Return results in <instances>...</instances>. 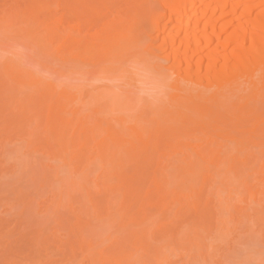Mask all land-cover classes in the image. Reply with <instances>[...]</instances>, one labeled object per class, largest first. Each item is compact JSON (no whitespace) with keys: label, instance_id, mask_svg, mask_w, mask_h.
I'll return each mask as SVG.
<instances>
[{"label":"rangeland","instance_id":"374dc122","mask_svg":"<svg viewBox=\"0 0 264 264\" xmlns=\"http://www.w3.org/2000/svg\"><path fill=\"white\" fill-rule=\"evenodd\" d=\"M54 1L55 0H0V34H2L5 31L6 33L5 32L4 33L5 35H7L5 36L4 33L0 35L3 37V39L0 38V41H3V43L0 42V46H2L0 50V264H264V197H262V199L259 201V204H257L258 202L255 200V204H252L251 208L248 209L249 202H246V201L244 202L245 200L244 198L247 197V194L245 193L241 194L239 192L240 194H239V197L237 198L236 196L238 195L235 196L234 194L237 193L238 191H235L234 194L232 193L233 191L231 192V190L235 188V185H237L236 189H239L240 187L238 186V184L239 182H241L238 177L234 176L235 172H232L233 169L231 170V172L234 174L232 173L229 174L230 169L228 170L229 172H227V169H226L227 173L224 170L222 171V169L221 170L219 169L221 171V174L219 170H218L219 172L217 170H214V172L217 171L218 174H220L219 177H217L215 181L214 180L212 181L211 179H208L206 181L204 178H203L204 180H202V176L199 173L198 174L201 177L197 174V176L194 175L195 179L192 177L191 180L190 179L185 180L186 178L184 179L181 173H183V171H186L190 164L188 163L189 165H187L186 161L188 160L186 159L185 161L183 159V155H180V156L175 155L177 156V158H174V159L169 157V160L167 159V157L166 159L164 158L165 161L166 160L169 161L168 162L169 166H167L168 165L167 164L166 165L167 167H165L166 169L164 167H161L158 170L157 165L154 164L153 162L154 158H156L155 156L157 155L156 153L154 154L152 150L150 151L152 152V154H154L153 155L154 158L152 157L150 159L151 160L150 163H148L149 161L147 157L148 151H145V149H143L138 153L139 157L138 156L136 157L138 158V161L140 162L139 163L138 161H136L138 162L137 165L135 164L136 162L134 163L135 164L134 165L131 161H130L131 162L130 165H128L129 161L126 158L128 159L131 158L127 156V155H131V152L130 154L129 153L126 154L125 152H123V154L127 156L126 158L124 156L125 160L128 161V162L126 161V163L128 164L124 165L125 168L122 166V164H125V161H123V163H121L120 165L125 169L124 174L125 172H128V170L126 169H129V171H132L134 169L133 167L135 166L134 172L136 174L134 173V175H136L137 177V178L132 177L133 171H132V174L130 172L129 176L132 177L131 180L134 183L132 184L130 180V182L129 181L126 182L125 183L126 185H125L124 183L120 181V183H122L124 187H126L124 188L123 185L122 186L119 185V182L118 184H116L117 183L116 181H118V179H115L116 176H114L115 175L114 171L116 170H113V172L110 173L109 171H111L112 168L109 166L110 167V170H108L109 175H108V172L106 171L107 169L105 170L104 168L103 170L104 162L101 160V158L98 159V154H96L98 151L95 148H98L97 144L99 143L97 142L98 140H96L95 138L92 137L89 139L90 141L94 139L93 141L96 142L97 144L93 143L91 147L88 145H85L87 147H90L91 149L93 148V150L95 149V152H94L95 154L93 153L94 155H92L93 157H91L92 150L90 148H89L90 150L87 148L88 150L84 151L86 150L85 148L84 150L82 149V151L87 152L89 154V157L86 156L88 155L86 153H85L86 154L85 156L88 157V160L89 158L90 160L92 159L91 162L98 160V161H95V163L99 162L98 164H100L99 166H101L102 168L98 167L97 163L96 164L94 162L92 163L93 166L96 167V168L93 167L94 170L96 169L95 170L96 173L94 172V174H92L93 172V170H91L92 167L91 168L89 167L90 165L92 166L91 162L89 166L84 167V168L82 167L84 164V161H82L83 157L80 159V161L77 160V162L75 161L74 158H73V161H71V159L67 161L69 157H67V160L65 159L66 156L65 158L63 157L64 155H68L69 153H71L70 156L73 155L74 153L72 152L74 150H75L74 151L75 153L76 152L78 153L80 151V150L76 151L75 147H72V145L75 144L74 140L78 138L77 137L78 133L76 131L81 133V130L79 131L78 129L83 128L82 124L84 125L83 123L84 119H85L84 120L85 125H87L95 117L92 123L93 122L97 123L98 121L99 123H101L100 125L102 127L100 126L101 130L98 129L99 131L95 129L92 130V128H95V126L93 125L94 123L93 124L90 123L92 125L89 124L86 126L87 128L85 127L84 129H82V131L84 132L83 134H85L86 136L87 134H91V133L92 135L93 133L94 135H96V133L97 134L99 133L98 135L99 136L102 135V137L101 136L99 137L97 135L98 139L100 138L99 141H103L102 138H105L104 136L105 133L102 134L103 130L105 129L103 127L104 126L107 127L106 124L108 125V129L115 131L118 128L120 129V127H122L121 122H120L121 126L118 125L119 121L117 122V119L118 120L120 119V121L121 120L123 121V118L125 119V117H127L128 118L127 121L130 119L129 122L133 123L136 120V118H138L139 116H137L138 111L136 112V114L133 113V116L131 114L128 115V113H132V112H128L127 116L125 112L124 113L121 112L122 113L121 115L119 113L120 111L118 113L115 112L117 114H113L114 112H112L113 116L112 114L110 115V112L107 108L108 106H110L111 104L110 102L112 98L111 100L109 99L111 95L107 96L109 98L106 97V100L104 97L107 95V92L105 91L106 88L108 89L109 87H111L112 86L111 84L113 82L110 83L107 81L105 82L100 81V80L98 81L97 77L93 79L94 73H88L87 75L82 76L84 78L86 77L85 79L84 78L82 79L81 77V79L83 80V81L81 80L82 82L80 81L78 82L79 84L82 83L83 86L82 85H78V86L84 87V88H81L83 93L88 90L86 93H84V96L82 97H85V94H86V97L88 95L89 98H91V96L95 94L92 97L93 101L91 99H88V100L86 99L89 102L84 103L86 106L82 104L84 108L80 107L79 112L78 111L73 112L74 118H71L69 122L68 119L72 115L68 117L66 115L67 114L69 115L70 113H72L73 110L75 111V109L77 108L76 106H73V104L71 103L72 101L70 99H66V94L70 95V93L72 92V87L70 88L71 90H69V87L73 85L72 83L74 81L72 82L70 78L71 76H68V75L65 76L62 74L64 72L62 70H64L63 64L65 62L70 67V64H68L70 62L67 63V61H69L70 58L66 57V55L68 54V52L66 51L69 49V44H67L69 42L68 41L69 39L66 40V37H65V40H63L65 43L63 41L61 43L60 42L58 43L57 39L53 37L51 38L50 34L48 35L46 33L48 31L45 32V30L44 31L41 30L43 29L41 28L42 24L40 25L41 27L38 26L39 23L36 21V19L33 22V19L30 16L27 17L26 15L27 14L26 9L30 7V5H32L34 2H38L44 5H53ZM51 8H53V10L52 9L50 10V14L56 11L61 14L62 10L61 11L57 10L60 8L58 7L55 8L54 6H52ZM9 11H11V13ZM13 12L15 14L16 13L18 14L15 15ZM57 12H56V16H58L57 18H59V14ZM20 14L21 16H19ZM53 14L52 16L55 15ZM18 16L19 18H17ZM25 16L29 20L26 19ZM3 17H7V18L4 19ZM52 18L53 17H50V20H51L50 23H52L53 21ZM13 19L16 22L15 21L13 22ZM24 19L26 23L24 22ZM56 20L54 19L55 22ZM54 21H53V25L55 24ZM12 23L14 24L12 25ZM22 24L23 25L27 24L28 26L27 35L28 34L30 35L29 41H28V38H25L26 36L24 35L26 34L24 32L27 31L26 30L27 26L20 27V26H23ZM31 26L33 27V29ZM37 26L39 27V30ZM13 27H14V31H13ZM30 27L32 29V32L35 30L37 31L31 33ZM23 28L26 31H23L24 30ZM18 30H22V31H18ZM59 30L61 29L59 28ZM62 31H65V29L62 28ZM40 32L43 34H41ZM67 32H69L68 29H67ZM67 32H65L64 34L67 35L66 34ZM16 34H18L19 36ZM35 35H37L36 36L37 40L35 38ZM46 35L51 40L46 38ZM8 36L10 38H8ZM41 36L43 37L41 38ZM14 37L15 38L17 37L19 40L17 38L15 39ZM30 39L32 40V43L34 42L33 44H36V47L35 45L30 44V41H31ZM16 40L18 43L16 42ZM49 40L50 42L53 40L51 44ZM27 42L30 44V46ZM7 44H9V47ZM40 44L43 45V47H41ZM56 44H58L59 46L63 44L61 45V49H62V46H63V49L61 50L58 47V45L55 47L54 45ZM65 44L68 45V48L66 46V49L64 48ZM51 45L54 47H52ZM6 46H7V49L5 50ZM32 46L35 47V50ZM46 46H47V49H46ZM30 47H32L33 49L32 48L30 49ZM10 48H11V51L13 52L10 51ZM55 49L57 50L59 49L57 53H56L57 50ZM36 51L38 52L43 51V54L41 52H39L38 54V52ZM14 53L16 54L15 56H13ZM45 53H47L46 55H48L49 53L51 55L49 54L50 56L48 55V57H45ZM54 54H57V55H54ZM30 55H32V57ZM58 55L60 56L58 57ZM62 56H64L66 59ZM30 57L32 59L34 58V60L32 61ZM52 57H54L55 59ZM36 58H37V61L39 60V62L45 61L43 62L45 66L43 64H42L43 66L39 65L42 62L40 63L34 62ZM9 61H11V63ZM48 62L51 64V66L50 64L48 66H50L51 68H53V66L54 67L56 66V68L59 67L62 69V70L60 69L62 72L56 68L53 69L54 71H51L52 69L49 67L51 69L50 70L51 72H50L46 65L48 64ZM60 63L61 64L63 63L62 64L63 66H61ZM66 64H65V68L67 66ZM8 66L10 68H7ZM69 67L67 69H69ZM5 68L6 70L9 69L8 71L14 68V70L13 69L11 70V72L14 71V73L6 71ZM45 68H47L48 71L45 70ZM15 69H17V71ZM18 70L19 72L21 71V73L26 72V71H31L30 72L31 74L27 72L28 74L27 76H30L32 80L36 79L37 82L36 80L35 81L33 80V83L35 84L37 83L36 84L37 86L40 83L41 84L39 86L41 87L43 85L42 83L45 84L46 82V84H48L52 82L51 83L52 86L51 84H48V85L53 87L54 90L50 91L51 88H48L46 84L44 86H46L47 88L44 87L45 88L44 89L43 87H41V89L43 88V90H46V92H48L47 94L51 92L50 94L51 96L49 95V97H47L48 95L46 94L47 96L43 97V95L45 94H43L42 92H39V90L41 89L39 90L38 88L36 89L34 84L32 86L34 87L33 89H36V91L35 90L32 91L33 89H30L32 88L31 85H30L31 87L27 86V88L26 87L24 88V86L30 83L29 82L30 77L27 78L26 73L23 75H19L21 73H18ZM56 70H58L59 74H62L64 77L62 75L61 76L55 75L57 74V72L54 73ZM41 71H42V74H41ZM66 72H68L67 74H70L69 73L70 71H66ZM13 74H16L15 76L16 78L14 77ZM37 74L38 76H36ZM32 75H34L36 78L33 77ZM40 75H42L43 77H41ZM44 75L46 77L49 75V77H47V79L46 78L44 79L45 77ZM9 76H11L13 81L11 78H9ZM22 76H24V78L26 77V81H25L27 83L26 85H25V82L24 84L21 81L19 82L20 79H18V77L21 78ZM53 76L54 77L56 76V77L54 78ZM50 77L54 78L56 82L54 80H51V81L48 80L50 79ZM62 77L64 78L66 82H64ZM14 79L17 80L16 83L19 82L21 86L18 84H14L15 83ZM23 79L22 81H24ZM27 80L29 83L27 82ZM38 81L40 83H38ZM53 81L55 82V84ZM58 81H60L61 84L59 82L58 83L59 85H58L57 84ZM62 82L63 84L64 83L67 84L69 82L68 90L70 93L66 92L67 91L66 87L64 88V86H61L63 85ZM106 83L107 84L110 83L111 86L110 85L108 86ZM92 84H94V86H92L91 88ZM114 84H118V83L114 82L113 86ZM120 84L122 85V83ZM56 87L58 89H56ZM119 87H121L122 90H123V87L124 89L126 88L127 90L128 86L125 87L124 84L123 86H120L118 84V88ZM21 88H23V90ZM61 88L62 90H60ZM94 89L98 90V93L97 92L95 93L96 90ZM117 89L115 88L114 91ZM37 90L39 92L38 93L39 95L37 94ZM30 91L36 94H33L32 92L30 93ZM59 91L60 92L63 91V92H61V94L59 95ZM64 91L66 93H64ZM119 92L120 91L118 90L117 93ZM62 94H64L65 96L64 101L62 98ZM100 94H102L104 98V99L103 98L101 99L102 103L100 102V98H99L101 96ZM31 95H32V98L30 97ZM40 95L43 99L39 98ZM33 96L35 99L37 97V99L34 101L32 100ZM60 97L62 98V101L59 100ZM67 97L70 98V96H67ZM29 98H31L32 101ZM38 98L40 100L41 106L39 105ZM55 99L63 102L62 107H63V104H65L67 108L65 109V111L67 110L68 111L67 112L63 111L64 108L62 107H61L62 108L61 110L63 112L60 110H57L59 105L57 107L55 106L56 110L51 109L50 102H52L51 106L53 105V107H54V104L58 103V101L57 103H55L56 102ZM43 100L47 104H45ZM52 100H55V102H53ZM68 100H70L71 102ZM86 100L84 99L83 102H85ZM167 100H165L166 102L163 103L164 106L169 105V101ZM104 101L106 102L108 101L110 104L108 103L106 106L107 108L104 107L103 109L101 107L106 105V102L104 103ZM61 102H59L58 104H60ZM97 102L98 104L100 103V105L104 104L103 106L102 105L100 106V109H103V110L97 111L99 110L97 109L99 106ZM69 103L70 105L74 107L73 109L69 108L71 107ZM42 105H44L45 107ZM46 108H48L47 111H45ZM49 108L53 111L49 110ZM86 109H87L86 113H88L89 115L92 113L93 115H90V117L87 116L88 114L85 115L84 113ZM49 111L52 113L51 117L53 118L49 117L48 115ZM57 111H60L59 114L61 115L62 118L64 117L63 118L64 120H60V116H58L59 117L58 121L62 122V123L58 122V124H56L58 117L55 116L58 114ZM61 112L62 113L65 112L63 116ZM77 112L79 116L76 115ZM46 113L48 116H46ZM81 113L84 115H82ZM35 115H38V117ZM75 115L78 117V119H80L79 117H81V120L78 121L77 127L75 125L77 122L74 124V122L77 121L76 120L77 117ZM115 115H118V116L116 117ZM119 116L120 117L122 116V117L120 118ZM103 117L106 119H103ZM87 119H89L88 120L90 121L89 123L86 121ZM52 120H53V123H52ZM65 120H67L68 123L64 122ZM108 120L109 122L111 121V123L107 122ZM80 121L82 122V124L81 123L79 124ZM240 121H243V120H240ZM48 122L51 123L52 127L49 126L50 124H48V126L46 125ZM66 123L69 126H66L65 125ZM115 123L116 124L118 123L117 126ZM131 123L130 125H132ZM73 124L75 125L76 128L73 127L74 126ZM97 124H96V129L98 128ZM61 125L62 126L64 125L65 129L64 127H60ZM88 126L92 127L91 130L90 129L88 130ZM54 127H57L58 129H55ZM71 127H73L72 133L70 132ZM128 127L129 126H125L124 127L125 129L123 131L126 132L127 131L126 129H128ZM48 128L49 130L52 129L51 132L47 130ZM74 128L76 131H74ZM182 129H183L182 133H184L182 134V136L183 135L185 136L183 138L188 139L189 136H188L187 127L183 126ZM209 129L211 128L209 127ZM54 130H58L60 132V135L57 134L58 131H54ZM62 130L64 132H61ZM85 130H87V133H85ZM45 131H47V133ZM73 131L76 132L74 133V135H76L77 138H74L75 136L74 137L72 136ZM48 133L50 134V136L47 135ZM55 133L57 135H55ZM198 133L200 132L198 131ZM70 134L72 138L71 136H69ZM117 134H118L117 136H120L119 138H121V136L125 137V135H123L124 132L121 133L119 131V133ZM194 136H195L194 140L195 139L198 140L197 138L198 135H194ZM199 136L202 138L201 134ZM57 137L60 140L59 142H58ZM68 137L69 139H66ZM70 138L72 139L71 143H70ZM51 139L52 141H54L52 142L53 143L52 145H55L53 146V152L50 151V149H52L51 148L52 145L50 144ZM190 139H193V138H190ZM66 140L68 143H70L69 144L70 146L69 145L66 146L67 145ZM194 140H190V141L194 142ZM183 141L185 140L183 139ZM48 142H50L49 144L51 146L48 144ZM200 142L202 143L203 141L199 140L198 143ZM95 144L96 146H94ZM48 145L50 146V148ZM80 146H79V149H81ZM64 147H68L69 150L67 148L65 149ZM54 148L58 151V154L57 152H55ZM71 148H73L74 150H70ZM153 148H155L154 149V152H155L157 146H154ZM60 150H63L64 152L65 150L66 152L68 150V154L64 153V155L61 156L62 159L59 158L60 157L59 153L62 155L61 153L62 151ZM111 150L113 149H110V151ZM117 150L119 151V153H117V158H118V155H120V153L122 155L121 150L123 149L117 148ZM117 150L115 149L113 150V152L115 151L116 153ZM146 150H148V148H146ZM252 151L254 152V150ZM51 152L52 153L55 152L57 154L56 156L57 158L53 157L55 153L52 154ZM79 154H81V152ZM167 154L170 155L169 153ZM170 156L175 157L173 155H170ZM121 158H123V156L120 157V159ZM170 158L172 161L170 160ZM54 159L56 160L60 159V162L62 160H65V163L64 161H62L61 162L62 164H61L59 161H57L59 162L58 164L57 162H55ZM30 160L32 161L33 165L29 163L31 162ZM164 160L162 157L163 163H165ZM252 161L254 162V160ZM252 161L251 163H253ZM37 162H40V163L36 164ZM78 162L80 165L78 164ZM80 162H83V163H80ZM68 163H69V166H68ZM119 163H117V165ZM184 164H186L188 167L185 165L187 168L182 170L181 168L185 167L183 166ZM254 164L255 162L252 165ZM59 165H61L60 166L61 169L63 168L67 171L60 172ZM117 165L115 168H117ZM251 166L249 168H251ZM64 167H68V168L73 167V168L68 169ZM162 168H164L165 171L162 170ZM100 169L102 170L100 171ZM178 170H181V171H178ZM235 170L238 172L240 171V169L237 170V167L235 168ZM158 171L159 172L162 171V173L164 171V176L168 177L167 179L168 181H165V183H162L163 185L162 187L165 188L164 190H167V194L169 196L171 194V196L167 200H163V199L160 200L157 197V195L158 196L160 195L159 193L161 192H159V190H161L162 187H158V191H156L157 188L155 189L151 187L152 186L151 184H153V181H151L152 175H154L153 173L155 172L158 173ZM167 171L169 173L171 171L173 172L169 174ZM255 173L256 172L254 171V174ZM88 174L89 175L92 174L90 175V178L92 177L93 180L91 179L88 180L89 179ZM178 174L180 176H178ZM212 174H215V173H212ZM110 175H113L116 181L113 180L112 182L110 179L106 178V177L111 178L112 176L110 177ZM104 176L106 179L111 181L109 182L111 186L107 185L108 181L105 180ZM126 176H128V174ZM102 177L106 181V186H108L107 188L109 190L104 189L105 185H103V183H105V181L102 179ZM249 181L250 180H248V182ZM255 181L253 180L252 186H254L253 183H257ZM242 183H244V181L241 182V184ZM245 183H247V181ZM127 184H131L130 187H128L129 185ZM101 185H103V188L101 187ZM118 185L120 186L119 189H121L119 191L117 190L118 189L117 187H119ZM258 186L260 187V185ZM96 187L99 189H97ZM122 190L123 192H121ZM222 191H224L226 194H223ZM165 192L166 191H164V193ZM162 193H163V190H162ZM227 194L229 196L226 197ZM184 195H188L189 198L186 199ZM220 195L223 197L222 198L219 197ZM232 196H235L234 198H237L238 201H236L237 199L234 200ZM230 197H232L233 200L230 199ZM240 197L244 203H248V207H246L245 205L241 203L242 201L239 200ZM77 198H81V199L78 200ZM72 199L74 200V202L72 201ZM221 199L223 200L226 199L229 202L228 203L225 200L228 206H225V207H223L222 205L220 206ZM225 201H222V203H224ZM147 205H152V207L150 206L151 209ZM163 205H165V208L167 207L168 209L164 210L161 208L162 209L161 211L159 209V206H163ZM229 206L230 208H228ZM244 206L247 209L246 210L244 208L245 209L244 211H247L248 213L242 212L243 214L242 213L239 214L240 209L243 208ZM254 208L256 211L254 210Z\"/></svg>","mask_w":264,"mask_h":264},{"label":"bare ground","instance_id":"6f19581e","mask_svg":"<svg viewBox=\"0 0 264 264\" xmlns=\"http://www.w3.org/2000/svg\"><path fill=\"white\" fill-rule=\"evenodd\" d=\"M52 6H54L55 8H57V7L60 8L57 10H60V11L62 10L61 14L55 10L59 14V18H57L58 16H56V12H53L55 15L53 13L50 14V10L51 9L53 10V8H51ZM26 10H27V14H26L27 17L30 16L33 19V22L36 19V21L39 23V24L37 23L38 26H40L42 24V27L41 26L40 27L43 29H41V30H43V31L45 30V32L48 31L46 33L48 35L50 34L51 38L53 37V38L57 39L58 43L59 42L61 43L63 40H65V37H66V40L69 39L68 40L69 42L67 43V44H69V49H68L69 51L67 50L66 52H68V54H70V55H68V54H67L68 56L66 54L65 55H66V57L70 58V60L67 61V63L70 62V63H68V64H70V67L66 64V62L64 64L62 63L64 65V70H62L59 67L56 68V66L55 67L53 66V68H51L50 67L51 64L49 62H48V64L45 63L47 65L49 71L51 69H52L51 71H54L53 69H55V68L58 69L59 71L62 70L65 72V73L64 72L62 73L63 75L71 76L70 78H71L72 82L74 81L72 83L73 85L70 87L68 85L69 82L67 84H65V83L63 84V82H62L63 85H61V86H64V88L66 87L67 93L69 92V90H71L70 88L72 87V92L71 93L69 92L70 95L66 94V99H70L72 102L70 100H68V101H70L73 104V106H76L77 107L76 109H78V110L75 109V111L74 110L72 111V109L74 107L72 105H70V103H69V105L71 106L69 108H72L71 109L72 113H70L71 112L70 111L69 115L65 114L67 117L71 116V115L73 116V112H76V111L79 112L80 107L82 108L83 105H85L84 103L89 102V101H87L88 99H91L93 101L92 97L95 94H93L91 96V98H89L88 95L86 97V94H85V97H82V96H84V93H86L88 90L83 93L81 88H84V87H82L83 86L82 83L81 84L78 83L79 81L82 82L83 81L82 79L84 78L82 76H85L88 73H94L93 74L94 76L92 75L94 78L93 77L92 78L95 79L97 77L98 81L99 80L104 81V82L107 81L110 83L115 82V83H118L120 86H123V84L125 87L128 86L127 90H126V88L124 89V87L122 90L121 87H119L121 89L118 88V84H114V86H113V83H112L111 84L112 86H111L110 83L109 84L106 83L108 86L109 85L111 86L109 88L112 90H110L109 88H108L109 89L108 90L106 88L105 91L107 92V95L104 98L106 100V97L111 95L110 98L109 97H107V98H109L110 100L112 98V100L110 102L111 104L108 101L107 102L104 101V103L106 102V105L101 104L102 106L104 105L101 108L104 109V107H106L107 104L109 103L110 106H108V108L107 107L106 108L109 110L110 115L112 114V112H114L113 114H117L120 111L119 113L121 115H122V113L125 112L126 116H127L128 112H132V113H128V115L131 114L133 116V113L136 114V112L138 111L137 116H139V117L136 118V120L133 123L129 122L130 119L127 121V119H128L127 117H125V119L123 118V121L122 120L120 121V119L119 120L117 119V122L119 121V124L118 123L117 124L120 126L122 124V127H120V129L119 128L118 129L121 133L124 132L123 135H125V137L121 136V138H119L120 136H117L118 135L117 133H119L118 129L115 131H112V130L108 129V125L106 124L107 127H105V126L103 127L106 130L104 129L105 130L104 131L102 128V130H103L102 134L105 133V135H104L105 138H102L103 141H99V139H100V138L98 139L99 133L98 134L96 133V135H94V133H93L94 136L92 135V133L87 134L86 136L88 138L85 136V134H83L84 132L82 131V129H84L87 125L92 123V121L94 120L95 117L93 118V120H91V122L88 121L89 119H87L86 121L88 123L90 122L87 125H85L84 117H83L84 120L82 119L84 125L82 124L81 121L79 122V124L80 123L82 124L83 128L78 129V130L79 131L81 130L82 134L75 130V128L78 125V121L81 120V117H79L80 119H78V117L76 116V115H78V112H77V114L75 115L77 117V119H76L77 121L74 122V124L77 122L75 124L76 127L74 124H73L74 126L73 125L72 126L75 127L74 131H76L78 133L77 137L80 140L76 137V135H74V133H76V132L73 131L72 136L73 137L75 136L74 138H77L76 140L79 143L76 140H74L75 144L72 145V147H75L76 151L80 150L78 153L77 152L76 153L79 154L81 152V154H79L81 156L77 155L74 152L75 150L73 148H71L70 150H74L73 152L72 151L71 152L74 153L73 155L75 157L73 155L70 156L71 153L68 154L69 148L64 147L65 149L67 148L68 150H67V152H66V150H65V152L63 150H60V151H62L61 152L62 155L59 153L60 159H62L61 156H63L64 153L65 154L67 153L68 155L63 156L64 158L66 156V158H65L66 160H67V157H69L67 161H69L70 159H71V161H73V158H74L75 161L77 162V160L80 161V159L83 157L82 161H84V164H83V166L82 165L81 166L83 168L89 166L92 159L90 160V158H89V160H90L89 161L88 160L89 154L87 152H84V151H87L93 145V143H96L93 141L94 139L93 140L91 139L92 141H90L89 138L93 137L96 140H98L97 142L99 143V144L96 143L98 148H95V149L98 151L96 153V154H98V159L101 158V160L104 162L103 163L101 161L104 164L103 170L105 168V170L107 169L106 171L108 172V170H110V167L112 168V170L109 171L110 173H112L113 170H116V171H114V173H115L114 176H116V178L113 175H110V177L112 176L111 178H109V177H106V178L110 179L112 182H113V180L118 179V181L115 180L117 183L115 181L114 182L116 184H118V182H119V185L122 186L123 185L122 183L125 184L128 181L130 182L132 177L137 178L136 175H134L135 166L133 167L134 168L132 170L133 176L131 177V176H129V174H130V172L132 174V171H129V169H126V170H128V172H125V174H124V171H125L124 165H126L128 163H129L128 165H130L131 162L134 164L136 161H138V158H136V157L137 156L139 157L138 153L141 150L145 149V151H148L147 152L148 153L147 157L149 160L148 163H150V161H151L150 159L156 153V155H157V156H155L156 158H154V157L153 158L157 162H155L154 160H153V162H154V164L157 165L158 170L161 167L165 168V167L169 166V163H168L169 161H167V160L165 161L164 158L166 159V157H167V159L169 160V157L174 159V158H177V156H175V155H179V156L183 155V159L185 161H186V159L189 161V162L186 161L187 165L190 164L189 167L186 164L183 165V166L186 165L188 168L186 166L184 168H181L182 170L187 168L186 171H183V173H181L182 177H184V179L186 178L185 180H187V179L191 180L192 177L194 178V175L197 176V174L199 173L202 176V180L205 179L207 181L208 179H211L212 181L213 180L215 181L216 178L219 177V175L221 174V171H220L221 169H222V171L224 170L225 172H226V169H227V172H229L228 170L230 169L229 174L232 172H235V174L234 173H232V174H234L235 177H238L241 182L244 181V183H242L244 185H242L241 182H239V184H241L242 186L238 184V186L240 188L236 189L237 185H235V188H233L234 190L232 189L231 192L233 191L232 193L234 194L235 191H238L237 193L234 194L235 196L238 195V196H236L237 198L239 197L240 193L241 194L242 193L247 194V197H245V198L242 197V198L245 199L244 202L245 201L249 202V208L248 209L251 208L252 204H255V200L258 202L257 204H259V201L262 199V197H264V158H263V156H264V0H63V1L62 0H55L53 5H44V4H41L38 2H34ZM9 12L11 13V11H9ZM16 14H18V13H16ZM52 14L55 17L52 16ZM19 16H21V14ZM19 16L17 18H19ZM25 17H23V18H25ZM27 17H26V19H28ZM42 17H43V19H42ZM50 17H53L52 18L53 21H54V19L55 20L58 19V20H56V22L54 21V23H55L54 25H53V21H52V23H50L51 22ZM3 18L6 19L7 17H3ZM11 19H12V17H11ZM32 19H31V21H32ZM14 21L15 20L13 19V22ZM24 22H25V19H24ZM13 24L14 23H12V25ZM27 24H25V25L22 24L23 26H20V27H26ZM31 25H32V23H31ZM57 25H59V26H57ZM8 26H10V25H8ZM60 26L62 28H64L65 31H62V28ZM31 27H30V29H31ZM3 28H5V27H3ZM27 28H28V26L26 27V30H27ZM59 28L61 30H59ZM32 29H33V27H32ZM32 29L30 30L31 33L37 31V30H35L32 32ZM67 29L69 32H67ZM22 30H18V31H22ZM26 30L24 29L23 31H26ZM38 30H39V27H38ZM13 31H14V27H13ZM61 31L63 34L61 33ZM65 32H67L66 33L67 35L64 34ZM5 33H4V35H5ZM24 33H26V34H24ZM24 33L23 34L26 36L25 38H28V41H29L30 35L29 34L27 35L28 30ZM2 34H0V35H2ZM41 34H43V33H41ZM16 35H18V34H16ZM5 36H7V35H5ZM36 36L37 35H35V38L37 40ZM42 37L43 36H41V38ZM0 38L3 39L2 36H0ZM8 38H10V37L8 36ZM46 38H48L47 35H46ZM11 39H13V38H11ZM48 39H50V38H48ZM38 40H39V38H38ZM46 40H45V42H46ZM50 40H49V42H50ZM52 41L50 42V44L52 43ZM0 42L3 43V41H0ZM16 42H17V40H16ZM9 43H10V41H9ZM33 43L31 40L30 44L32 45ZM30 44H29V46H30ZM63 44H61V45H63ZM67 44H65V46H64L65 49H66V46L68 48ZM7 45L9 47V44H7ZM33 45H35V47H36V44H33ZM57 45L58 44H56L54 46L56 47ZM61 45L60 46L58 45V47L60 49H61ZM54 46H52V47H54ZM32 47L35 50V47L34 46H32ZM32 47H30V49ZM41 47H43V45H41ZM1 48H2V46H0V50H1ZM11 48H10V51H11ZM6 49H7V46H6L5 50ZM46 49H47V46H46ZM62 49H63V46H62ZM55 50H57V49H55ZM58 50L56 51V53L58 52ZM11 52H13V51H11ZM36 52H38V51H36ZM39 52H41V51H39ZM39 52H38V54H39ZM15 53L13 56L16 55ZM41 53L43 54V51ZM46 54L47 53H45V57H48V55L50 53L48 55H46ZM54 55H57V54H54ZM54 55H52V56H54ZM60 55H58V57ZM30 56L32 57V55H30ZM35 57H36V55H35ZM62 57H64V56H62ZM52 58H54V57H52ZM33 60H34V58L32 59V61ZM61 60H62V58H61ZM9 62L11 63V61H9ZM34 62L38 63L39 60L37 61V58H36V60ZM40 62H42V61H40ZM43 62H45V61H43ZM43 62L39 65H42V64L44 65ZM9 64H7V65H9ZM49 64H50V66H48ZM62 64H61V66H63ZM65 64L67 65L66 68H65ZM68 67L70 70L67 69ZM7 68H10V67L8 66ZM12 69L14 70V68H12ZM48 69L45 68V70H47V71H48ZM65 69H67V70H65ZM5 70H6V68H5ZM8 70L9 69H7L6 71H8ZM11 70L8 72H11ZM15 70L17 71V69H15ZM19 70H21V69H19ZM19 70H18V73H21V71L19 72ZM58 70H56L54 73L57 72V74H55V75L61 76L62 74H59ZM66 71H70L69 72L70 74H67L68 72H66ZM27 72L30 73L31 71H26V72H23L19 75H23L26 73V76H27L28 75ZM11 73H14V71ZM41 74H42V71H41ZM13 75H14V77L16 76V74H13ZM11 76H9V78H11ZM32 76L35 77L34 75H32ZM36 76H38V74ZM40 76L43 77L42 75H40ZM19 77H18V79H20L19 82L21 81L24 84V82L26 81V77L24 78V76H22L24 79L22 77L21 78H19ZM29 77L30 76H27V78H29ZM47 77H49V75ZM47 77L45 76L44 79L45 78L47 79ZM81 77H82V79H81ZM54 78L50 77V79H48V80H50V81L54 80L55 81ZM22 79L24 81H22ZM29 79L28 80L30 83L27 80V82L29 84H27L25 82V85L26 84L27 85L24 86V88L25 87L27 88V86L29 87L30 85L32 86L33 84L35 85L36 89L38 88V90L41 89V87H43V88L46 87V86H44L46 84V82H45V84L42 83L43 85L40 87L39 85L41 83L39 81H38V83H40V84H38V86H37L36 85L37 83L36 84L33 83L34 79L32 80L31 77ZM63 80H64V78H63ZM12 81H13V79H12ZM14 81H15V83L14 82H12V83L20 85L19 82L16 83L17 80L14 79ZM36 82H37V80H36ZM55 82H54V84H55ZM59 82L60 81H58L57 84ZM64 82H66V81L64 80ZM51 83H48V84H51ZM120 83H122V85ZM48 84H46V85L48 88H51L50 91L54 90V88L51 87L52 84H51V86H49ZM60 84H61V82H60ZM78 85H82V86H78ZM61 86H59V87H61ZM92 86H94V84L91 85V88H92ZM68 87H69V90H68ZM33 88L34 87L32 86V88H30V89H33ZM43 88L41 90H39V92H42L43 94H45V95H43V97H46L47 95H48L47 97H49L51 92L49 94H47L48 92H46V90H43ZM78 88H80V89H78ZM115 88L116 89L118 88V89L114 91ZM21 89L23 90V88H21ZM28 89H27V91H28ZM36 89H33L32 91H34V90L36 91ZM56 89H58V88L56 87ZM96 89H94V90H96ZM38 90H37V94L39 93ZM60 90H62V88ZM118 90L120 91L119 93H117ZM32 91H30V93ZM48 91H49V89H48ZM56 91H58V90H56ZM108 91L110 92V94ZM61 92H63V91H61ZM61 92L59 91V95L61 94ZM66 92L64 91V93H66ZM96 92L98 93V90H96L95 93ZM33 94H36V93H33ZM38 95H37V97H38ZM97 95H99V94H97ZM100 95L102 96V97L101 96L99 97L100 102H101L103 95L102 94H100ZM67 96H70V98H68ZM30 97L32 98V95ZM37 97H36V99H37ZM64 97H65L64 94H62L63 101L65 100ZM31 98H29V99L31 100ZM39 98H42L41 95ZM39 98H38V100H39ZM62 98L60 97L59 100L62 101ZM165 98H167L168 100ZM36 99L33 96L32 100L34 101ZM47 99H45V100H47ZM84 99L85 100L87 99V100L85 102H83ZM55 100H52V101L55 102ZM165 100L169 101L168 106L163 105V103L166 102ZM57 101L58 100H56L55 103H57ZM61 101H58V103ZM41 103H43V102H41ZM44 103H45V101H44ZM50 103L52 104V102H50ZM58 103L57 104L53 103L54 107H53V105L51 106V104H50L51 109L56 110V107L58 105L59 106H58L57 110L62 111L61 109L64 108L63 111H65V109H67L65 104H63V107H62L63 102L60 103L61 105ZM45 104H47V103H45ZM97 104H98V102H97ZM166 104H168V103H166ZM39 105H40V100H39ZM98 105L99 106L97 109H99V110H97V111L103 110V109H100V106H101L100 103ZM42 106H44V105H42ZM48 106H49V104H48ZM87 107H85V108H87ZM109 107H110V109H109ZM51 109L49 108V110H51ZM47 110H48V108L45 109V111H47ZM51 111H53V110H51ZM60 111H57L58 114L55 115L56 114L55 113L54 115L57 117L60 116V120H64L63 119L64 117L62 118L61 115L59 114ZM67 111H65V112H67ZM62 112H61V114L63 116L65 112L64 113H62ZM86 112H87V109L84 113L85 115L88 114ZM102 112H104V111H102ZM115 112H117V113H115ZM30 113H32V112H30ZM81 114H80V116H81ZM84 114H82V115H84ZM94 114H96V113H94ZM113 114H112V116H113ZM48 115L50 118H53V117H51L52 113L50 111H49ZM48 115L46 113V116H48ZM90 115H93V114L91 113ZM90 115L88 114L87 116L90 117ZM35 116L38 117V115H35ZM72 116L68 119L69 122H70L71 118H74V116L73 117ZM115 116L117 117L118 115H115ZM128 117H130V116H128ZM85 118H86V116H85ZM34 119H35V117H34ZM103 119H106V118L103 117ZM239 119L243 120L244 122L240 121ZM38 120H39V118H38ZM38 120H36V121H38ZM58 120H59V117L57 118V123L55 121L56 124H58V122L62 123L61 121H58ZM237 121H239V122H237ZM46 122H47V120H46ZM64 122L68 123L67 120H65ZM107 122H109V120ZM120 122H121V124H120ZM52 123H53V120H52ZM67 123L65 125L69 126ZM93 123L92 124L95 126V128L88 126V130L89 129L91 130V128H92V130L93 129L101 130V128H100L101 123H99L98 121H97V123L99 125L96 122H93ZM95 123L97 124V127H98L97 129H96ZM109 123H111V121ZM130 123L132 125H130ZM48 124H50L49 126H51V123L48 122L46 125L48 126ZM92 124H90V125H92ZM117 124H116V126H117ZM47 126H45V127H47ZM125 126H129L128 129H126L127 130L126 132L123 131L125 129L124 128ZM183 126H186L188 129L187 130L188 136H189L188 139L183 138V137H185L184 135L182 136V134H184V133H182ZM208 126L212 130L209 129ZM60 127H64V129H65L64 125L63 126L61 125ZM73 127H71V129H70L71 133H72ZM54 128L58 129L57 127H54ZM47 130L51 132L52 129L49 130V128H48ZM60 130H61V128H60ZM54 131H58V130H54ZM198 131L200 133H198ZM45 132L47 133V131H45ZM61 132H64V131L62 130ZM100 132H102V131H100ZM85 133H87V130H85ZM125 133H127V134H125ZM57 134L60 135V132L58 131ZM57 134L55 133V135H57ZM200 134L202 135V138L199 136ZM47 135L50 136L49 133ZM90 135H91V137H90ZM194 135H198V137L196 136L198 138V140L197 139L194 140V138H195ZM69 136H71V134ZM72 136H71V138H72ZM100 136L102 137V135H100ZM240 137H242V138H240ZM71 138H70V143L72 140ZM180 138L182 141L180 140ZM190 138H193V139H190ZM66 139H69V137ZM83 139H85V140H83ZM183 139L185 141H183ZM190 140H194V142H191ZM196 140L198 142H199V140L203 141V142L198 143ZM59 141L60 140L58 138V142ZM82 141H84V142H82ZM195 141L198 144H196ZM50 142H48V144L50 143L52 145L53 144L52 142H54V141H52V139H51ZM66 142H67V140H66ZM91 142H92V144H91ZM70 143L67 142L66 146H68ZM96 144L94 146H96ZM85 145H88L90 147H87ZM153 145L157 146L155 152H154L155 148H153L154 147ZM251 145H252V147H251ZM50 146H49V148H50ZM53 146H55V145H52V147H51L52 149H50V151H52V152H53ZM79 146L81 149H79ZM83 146H84V148H83ZM85 148H86V150H84ZM117 148L123 149V150H121L122 155H121V153H120V155H118L119 159L122 156L124 158L125 155L123 154V152H125L126 154H128V153L130 154V152H131V155H127L128 157H131V158L128 159V158H126L127 156H125V158L129 162L127 160H125V158L124 159L121 158L120 160L117 158V153H119ZM127 148L129 151L127 150ZM146 148H148V150H146ZM82 149L84 151H82ZM95 149L94 150H93V148L91 149L92 150L91 151L92 152L91 157H93L92 155L95 154L94 153ZM110 149H113V150L116 149L117 152L115 153V151L113 152V150L110 151ZM54 150L58 154V151L55 148H54ZM150 150H152V152L154 154H152V152ZM252 150H254V152ZM54 153H52V154H54ZM85 153L88 155H86ZM167 153H169L170 155H173L175 157H172V156L168 155ZM52 154H50V155H52ZM57 154L55 153L53 155V157H56ZM150 154H152V155H150ZM85 155L88 157H86ZM165 155H167V156H165ZM133 156H134V158H133ZM162 157H163V160L165 161V163H163ZM171 158H170V160H171ZM60 159L59 160L54 159V160H55V162H57V161L60 162ZM121 160H122V162H121ZM252 160H254V162H255L254 165H256V164H258V165H256V166L252 165L254 163ZM62 161H64V163H65V160H62ZM67 161H66V163H67ZM95 161H98V160H95ZM95 161H93V162L95 163ZM123 161H125V164H122V166L124 168L122 166H120L121 163H123ZM126 161L128 163H126ZM158 161H160V162H158ZM161 161H162V163H161ZM251 161L253 163H251ZM34 162H36V161H34ZM59 162H57V163L59 164ZM93 162H91V164ZM138 162H136L135 164L137 165ZM180 162H182V161H180ZM29 163H31L33 165L32 161ZM38 163H40V162H37L36 164H38ZM80 163H83V162H80ZM98 163H97L98 167L102 168L101 166H99L100 164H98ZM117 163H119L118 164L119 166L117 165ZM200 163L201 164L203 163V164L201 165ZM71 164H72V162H71ZM78 164H79V162H78ZM116 165H117V168H115ZM60 166L61 165H59V167ZM68 166H69V163H68ZM250 166H251V168H249ZM89 167L90 168L91 167L96 168L95 166H93V164H92V166L90 165ZM120 167L123 168L124 170L121 169ZM236 167H237V170L240 169L239 172L235 170ZM64 168H68V167H64ZM69 168H71V167H69ZM90 168H88V169H90ZM92 168H91V170H93L92 174H94L96 169L94 170V168L93 169ZM164 168H162V170L165 171L166 168L165 169ZM252 168L255 170H253ZM120 169L123 171H121ZM179 169H180V167H179ZM232 169H233V171L231 172ZM101 170L102 169H100V171ZM214 170H217V171L219 170L220 174H218L219 171L214 172ZM250 170H251V172H250ZM59 171L63 172V171H67V170H65L63 168L61 169V167H60ZM75 171H76V169H75ZM164 171H163V173H162V171L161 172L158 171V173L155 172V173H153L154 175H152V179H154V180L151 179V181H153L154 185L151 184L152 185L151 187H153L155 189L157 188L156 191H158V187L163 186L162 183H165V181H168L167 180L168 177L164 176ZM178 171H181V170H178ZM254 171L256 172L255 174H254ZM109 172H108V175H109ZM172 172L173 171H171L170 173L168 172V173L171 174ZM100 173H102V172H100ZM103 173H104V171H103ZM212 173H215V174H212ZM92 174H90V175H92ZM127 174H128V176H126ZM179 174H180V172H179ZM179 174H178V176H180ZM90 175L88 177L89 178L88 180H90V179L93 180L92 177L90 178ZM163 176L166 178H164ZM104 178H105V176H104ZM106 178H105V180L108 181L107 185L111 186L109 184V182H111V181L106 179ZM102 179H103V177H102ZM194 179H193V181H194ZM248 180H250L251 182L249 181L250 182L249 183ZM253 180L254 181L256 180L255 182H257V183H253L255 187L252 186ZM120 181L122 183H120ZM246 181H247V183H245ZM131 182H132V184L134 183L132 180H131ZM92 184H94V183H92ZM103 185H105L104 189H108L107 188L108 186H106V181H105V183H103ZM103 185H101L102 188H103ZM127 185H129L128 187H130L131 184H127ZM258 185H260V187ZM120 186L117 187L118 191L121 190V189H119ZM256 186H257V188H256ZM123 187H124V185H123ZM258 187H259V189H258ZM124 188H126V187H124ZM97 189H99V188H97ZM115 189H116V187H115ZM115 189H114V191H115ZM164 189L165 188L162 187L161 190H159V192H161V193L158 192L160 195L159 196L157 195V197L160 200H162V199L167 200L171 196V194L169 196L167 194V190H164ZM162 190H163V193H162ZM100 191H101V189H100ZM164 191H166V192L164 193ZM241 191H243V192H241ZM121 192H123V190ZM222 193L226 194L224 191H222ZM230 193H229V195H230ZM164 194H166L168 196H166ZM163 195H164V197H163ZM229 195L227 194L226 197ZM184 196L186 197V199L189 198L188 195H184ZM235 196H232V197L234 198ZM219 197L222 198L223 196L220 195ZM232 197H230V199H232ZM81 198H82V196H81ZM81 198H77V199L79 200ZM237 198H234V200ZM225 200L221 199L220 206L221 205L223 207L228 206L226 204L228 201L226 200L227 201L226 202ZM239 200H241V197ZM72 201L74 202L73 199H72ZM222 201H225V202L222 203ZM236 201H238V199ZM241 201H242L241 203L243 205L248 207V203H244L243 200H241ZM77 203H79V202H77ZM147 206L152 207V205H147ZM245 206L240 209L239 214H241L242 212L248 213L247 211H244L246 209ZM151 207H150V209H151ZM146 208H145V210H146ZM161 208L164 210L168 209L167 207L165 208V205L159 206V209L162 211ZM228 208H230V206ZM228 210H230V209H228ZM254 210H255V208H254Z\"/></svg>","mask_w":264,"mask_h":264}]
</instances>
